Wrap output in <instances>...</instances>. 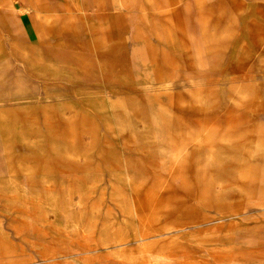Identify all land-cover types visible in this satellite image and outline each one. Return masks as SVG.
I'll return each mask as SVG.
<instances>
[{
  "label": "rangeland",
  "instance_id": "1",
  "mask_svg": "<svg viewBox=\"0 0 264 264\" xmlns=\"http://www.w3.org/2000/svg\"><path fill=\"white\" fill-rule=\"evenodd\" d=\"M0 264H264V0H0Z\"/></svg>",
  "mask_w": 264,
  "mask_h": 264
},
{
  "label": "crops",
  "instance_id": "2",
  "mask_svg": "<svg viewBox=\"0 0 264 264\" xmlns=\"http://www.w3.org/2000/svg\"><path fill=\"white\" fill-rule=\"evenodd\" d=\"M101 2H103L104 0H100ZM20 11H22V9L20 10ZM40 12V11H39ZM66 14V13H65ZM71 19H72V17H71V15H65V16H63V17H61V18H57V21L59 22V23H61V24H65V25H71L70 23H72V21H71Z\"/></svg>",
  "mask_w": 264,
  "mask_h": 264
},
{
  "label": "bare ground",
  "instance_id": "3",
  "mask_svg": "<svg viewBox=\"0 0 264 264\" xmlns=\"http://www.w3.org/2000/svg\"><path fill=\"white\" fill-rule=\"evenodd\" d=\"M135 209H136V207H135Z\"/></svg>",
  "mask_w": 264,
  "mask_h": 264
}]
</instances>
